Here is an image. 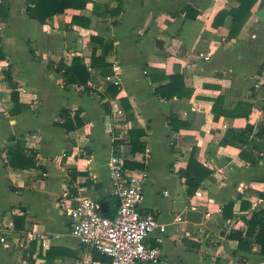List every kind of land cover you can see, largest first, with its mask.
I'll use <instances>...</instances> for the list:
<instances>
[{"label": "crops", "instance_id": "1", "mask_svg": "<svg viewBox=\"0 0 264 264\" xmlns=\"http://www.w3.org/2000/svg\"><path fill=\"white\" fill-rule=\"evenodd\" d=\"M5 4L0 238L9 246L0 240V264H85L94 257L71 234L59 203L68 199L65 193H82L116 209L107 170L112 154L123 156L128 170L149 173L142 208L156 212L164 230L146 240L160 248V262L144 264H264L254 238L239 250L228 237L245 231V219L264 207V137L255 135L264 128V0H255L234 38L232 15H218L237 8L238 0H123L119 13L110 12L117 0H90L44 23L27 15L26 0ZM74 16L83 19L74 23ZM93 37L112 43L107 67L91 65L104 52ZM74 57L88 68L86 84L67 85L57 69ZM8 70L18 86L19 113L11 112ZM160 87L172 96H162ZM65 109L81 110L83 125L76 131L57 125ZM248 125L254 128L249 143H223L229 130ZM133 143L143 148L133 151ZM243 149L257 161L244 159ZM192 154L212 173L189 195L179 171ZM23 156L36 165L20 168ZM229 203L232 216L226 218ZM189 210L202 212V219H186ZM16 216L23 217L18 226ZM20 240L25 247L17 246Z\"/></svg>", "mask_w": 264, "mask_h": 264}, {"label": "built area", "instance_id": "2", "mask_svg": "<svg viewBox=\"0 0 264 264\" xmlns=\"http://www.w3.org/2000/svg\"><path fill=\"white\" fill-rule=\"evenodd\" d=\"M264 83V64L261 70ZM114 109L119 111L115 104ZM149 151V150H148ZM107 170L113 187V195L119 200V207L114 217L103 214L99 201L82 193L64 194L68 199L59 203L70 221L71 234L93 251L105 253L104 260L91 257L85 264H144L159 263V247L147 245V238L157 229L164 230L156 212L142 208L145 198V185L149 177L147 169L128 170L125 158L112 154L107 160ZM221 211V210H220ZM181 221L182 217L178 216ZM227 228L230 224L226 223ZM28 239L34 235L28 234ZM7 247L8 241L0 238ZM162 242V237H158ZM18 247H25L23 240Z\"/></svg>", "mask_w": 264, "mask_h": 264}, {"label": "trees", "instance_id": "3", "mask_svg": "<svg viewBox=\"0 0 264 264\" xmlns=\"http://www.w3.org/2000/svg\"><path fill=\"white\" fill-rule=\"evenodd\" d=\"M90 0H26V12L27 15L32 18L36 19L41 23H44L48 18L52 17L55 14L62 13L67 8H78L83 9L86 7L87 3ZM118 5L114 9L110 10V12H117L119 13L120 9L122 8V1L117 0ZM240 5L237 8H234L230 11H222L219 13L218 16L231 14L233 17V24L230 29L229 38H234L238 35L242 25L247 21L251 14V7L254 5L255 0H238ZM6 0H2L0 5V15L6 17L8 14L4 12V8H6ZM118 15V14H117ZM83 19L81 16H74L73 22H81L80 20ZM90 21V20H89ZM88 21V22H89ZM84 24V23H83ZM87 24V23H86ZM94 40L100 42L103 47V55L100 57H96L95 55L92 57L91 65L95 67H107L108 63L105 61V57L107 53L112 49V43H105L102 37H93ZM6 58L5 52L3 50L2 39L0 37V60ZM58 71L63 73L65 78V83L68 84H86L90 79V73L88 71L87 66L84 64L83 59L80 57H74L71 65H66L63 63H59L57 66ZM5 76L7 81L10 83L12 88L11 90V99L14 102V107L12 108V113H19L23 110L22 105L19 102V93H18V86L17 83L13 80L12 73L10 70L5 72ZM173 84H175L174 76L171 78ZM167 84L166 86H169ZM164 86V87H166ZM164 87H160L159 93L162 96L171 97L172 94H166ZM169 88V87H168ZM190 92V91H189ZM217 103V100L216 102ZM60 117L63 121H58L57 125L62 126L65 130L69 133L72 131H76L83 125V118L81 117V110H75L71 112L67 109L62 110L60 112ZM173 118V116H171ZM185 126H188L186 123ZM254 128L251 125H248L243 130H229V137L223 140V143H232L234 145L243 147L245 144L249 143V135L253 133ZM256 137L262 138L264 137V128L261 126L255 133ZM142 145V144H141ZM140 144L133 143V151H137L142 149L143 147ZM255 147H258L255 144ZM241 156L244 159H249L252 163L257 161L256 156H249L247 152L243 149L241 151ZM25 163L20 164V168L22 167H31L36 165L33 161V158H27L26 156L22 157ZM11 166L16 167V163L13 162L11 159L9 161ZM18 167V166H17ZM143 168V166L140 165ZM211 170L208 169L205 165L199 163L194 154L191 155L188 165L185 169H181L179 174L182 177L186 178L187 183V192L189 195H193L195 191L198 189L202 181L211 175ZM119 207V201L116 202V209L114 210H107L103 212V214L107 217H114L117 213V208ZM231 208L232 203H229L225 206L224 211L225 217H231ZM229 211V212H228ZM15 226H18V221L23 220V217L16 216L14 218ZM245 223L247 228L245 231L242 230H233L229 234V238L238 241V249L243 250L250 248L251 241L247 240V238H254V242L260 245V252L264 253V207L254 210L253 213L249 218L245 219ZM106 260V259H105Z\"/></svg>", "mask_w": 264, "mask_h": 264}, {"label": "water", "instance_id": "4", "mask_svg": "<svg viewBox=\"0 0 264 264\" xmlns=\"http://www.w3.org/2000/svg\"><path fill=\"white\" fill-rule=\"evenodd\" d=\"M106 205L107 203L106 202H103L101 204V207H102V211L105 212L107 210L106 208ZM202 216H203V213L202 212H199V211H196V210H189L184 217H186V219L188 220H193L195 222H199L201 219H202ZM94 257L96 259H99V260H104L106 255L105 253L99 251V250H95L94 251Z\"/></svg>", "mask_w": 264, "mask_h": 264}]
</instances>
